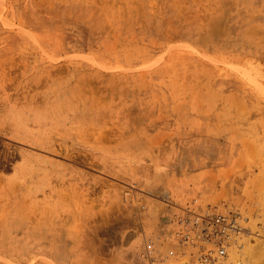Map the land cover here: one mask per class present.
I'll return each instance as SVG.
<instances>
[{
    "label": "rangeland",
    "instance_id": "rangeland-1",
    "mask_svg": "<svg viewBox=\"0 0 264 264\" xmlns=\"http://www.w3.org/2000/svg\"><path fill=\"white\" fill-rule=\"evenodd\" d=\"M257 245L264 0H0V264Z\"/></svg>",
    "mask_w": 264,
    "mask_h": 264
},
{
    "label": "built area",
    "instance_id": "built-area-1",
    "mask_svg": "<svg viewBox=\"0 0 264 264\" xmlns=\"http://www.w3.org/2000/svg\"><path fill=\"white\" fill-rule=\"evenodd\" d=\"M228 224V226L232 225L233 222L227 220L226 218L223 217L222 218H218L217 219V224L222 225L223 227L226 226L225 222ZM215 228V227H214ZM232 231H227V232H223L221 229H217L215 228V237H219V236H226L229 239V235L231 234ZM190 238V237H189ZM188 240V237H187ZM190 242L193 240H189ZM207 242H210L209 239H207ZM225 252L227 253V250H225ZM221 255L223 253H220L219 248L213 251H205L202 253V255L200 256V258L191 264H224L223 260L225 261L227 258V254Z\"/></svg>",
    "mask_w": 264,
    "mask_h": 264
},
{
    "label": "bare ground",
    "instance_id": "bare-ground-1",
    "mask_svg": "<svg viewBox=\"0 0 264 264\" xmlns=\"http://www.w3.org/2000/svg\"><path fill=\"white\" fill-rule=\"evenodd\" d=\"M3 164H1V166H2ZM5 165V164H4ZM6 168V167H5ZM3 169H4V166H3ZM90 203V202H89ZM255 241H257V240H255ZM258 243V242H257ZM251 246V245H250ZM257 247H258V245H257ZM262 248V250H259V249H261ZM246 250H248V249H246ZM254 251H251V252H249V254L247 253L246 255L248 256V257H250V259H249V261H248V263L250 262V260H251V258L253 259V260H256V262L255 261H252V263H254V264H257V261H258V264H264V247H261L260 245H259V247L257 248V250H256V247H255V249H253ZM256 250V251H255ZM249 251V250H248ZM260 251H261V253H260ZM258 252L260 253V254H258ZM251 255H252V257H251ZM246 256V257H247ZM251 263V264H252ZM244 264H245V262H244ZM247 264V263H246ZM250 264V263H249Z\"/></svg>",
    "mask_w": 264,
    "mask_h": 264
}]
</instances>
